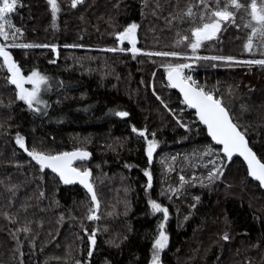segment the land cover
<instances>
[{
  "label": "trees",
  "instance_id": "trees-1",
  "mask_svg": "<svg viewBox=\"0 0 264 264\" xmlns=\"http://www.w3.org/2000/svg\"><path fill=\"white\" fill-rule=\"evenodd\" d=\"M57 3L55 19L47 0H19L9 14L22 33L15 43L49 45L8 51L23 74L39 71L51 88L44 93V109H29L17 99L0 58V264L153 263L161 218L152 214L151 201L166 204L172 215L160 264H264V190L240 157L229 161L220 152L198 120L182 128L167 112L175 108L179 115L182 107L161 66L184 59L145 54H188L191 49L182 38L194 25L184 13L189 6L197 17L204 12L199 0ZM248 20L241 9L235 24L223 23L203 43L210 47L204 53L264 58L259 38L251 52L244 48ZM132 23L138 25L141 51L136 55L116 39ZM119 47L125 51H108ZM211 63L198 59L194 77L223 99L264 161V65L213 61L219 67L211 68ZM189 110L181 116H191ZM117 111L129 115L119 117ZM133 128L147 129V140L156 142L152 162L146 157L147 140ZM17 135L30 150L46 154L88 151L90 157L74 166L90 170L98 207L78 184L65 185L49 169L41 170L16 143ZM215 156L221 159L222 175L203 183L202 173L214 167ZM178 174L191 182L176 192ZM90 215L97 218L90 220ZM91 233L95 245L88 240Z\"/></svg>",
  "mask_w": 264,
  "mask_h": 264
},
{
  "label": "snow or ice",
  "instance_id": "snow-or-ice-1",
  "mask_svg": "<svg viewBox=\"0 0 264 264\" xmlns=\"http://www.w3.org/2000/svg\"><path fill=\"white\" fill-rule=\"evenodd\" d=\"M82 0H72V7H76ZM47 3L51 6V12L53 19L56 17V13L59 11V5L57 0H47ZM215 7H211L209 0H199V5H202L204 12H201L197 17V13L193 11V7L189 6L184 13V16L193 23V27L190 29V35L183 36V40L187 42V46L195 54L198 49L203 46L205 41L213 39L216 34L221 30L223 23L236 22L237 13L244 9L249 17L247 23L244 24L245 28L250 30L247 37V43L244 45L245 50L251 52L253 49V41L259 38L261 46H264V0H249L248 3H243L242 0H212ZM19 6V0H0V38L8 41L11 37L12 43H0V57L3 58V67L7 69L10 74L7 79L12 85H15L17 91V99L23 101L29 109L39 112L41 111L40 105L47 106L46 101L42 98V92L46 91L50 87L49 78L43 75L41 72L33 70L30 74L25 75L21 72L20 66L13 59L9 48H32V47H49V45H33L28 43H15L18 34L21 33V29L15 27L9 19V14L13 13ZM183 19V17H180ZM199 19L200 23L196 24V19ZM138 25L135 23L129 24L123 29V31L116 34V39L119 43L127 41L131 44V48L128 49L136 55L140 53V49L136 47V31ZM9 29H13L11 32ZM55 51V46H51ZM108 51H125L124 48H111ZM149 56H161V57H179L181 53L175 51H158L145 53ZM185 59H211L226 62L235 63H247V64H259L264 65V59L251 60V61H235L232 56H212V57H184ZM53 63L55 61H52ZM167 71L168 84L172 88L179 89L183 94V103L188 107L196 110V115L199 121L207 126L208 135L212 138L217 145L222 146L221 150L227 159L230 161L234 156L243 157L247 163L248 175L259 182L261 186H264V161H262L257 153L249 146V141L246 138V130H242L240 125L234 122L232 115L228 108L224 105L223 99L217 97L213 91H206L204 87H201L192 80L190 76L184 75V69L191 67L190 64L178 63L168 64L165 66ZM25 85H31V87H25ZM159 98V97H158ZM115 115L119 117H127L129 115L126 111H117ZM179 122V121H178ZM183 126V125H181ZM133 132H137L139 136L145 137L147 129L138 130L132 129ZM155 135L154 133L152 134ZM16 143L20 148L24 149L28 156L32 158L39 165L41 170L50 169L53 173L57 174L60 180L64 184H71L76 181L83 184L87 190L92 193V200L96 201V194L93 190L91 183H89V177L91 175L90 170L75 167L76 161H83L90 157L88 151L82 149H75L71 152H59L56 154H46L43 151H37L35 148L29 149L26 147L24 137L17 135ZM156 148V142L154 140H147V155L149 161H151L153 151ZM205 154H211L209 150ZM145 175L149 178V187L151 186V174L145 172ZM222 175L219 168L215 172L210 173L209 179L213 176ZM184 178L181 177V180ZM152 208L155 212H162L164 219L168 217V209L161 207L160 204L155 201H151ZM94 215H90L88 219H96ZM161 231L159 236L155 239L153 248L156 250L153 255V264H159V252L163 250L168 241V236L163 231L164 225H160ZM28 229H25L27 231ZM228 239L227 234L223 237ZM88 240L91 245H95V233L88 235ZM92 252H88V256H91ZM76 264H80L79 261Z\"/></svg>",
  "mask_w": 264,
  "mask_h": 264
},
{
  "label": "rangeland",
  "instance_id": "rangeland-1",
  "mask_svg": "<svg viewBox=\"0 0 264 264\" xmlns=\"http://www.w3.org/2000/svg\"><path fill=\"white\" fill-rule=\"evenodd\" d=\"M50 6V5H49ZM50 8H51V6H50ZM3 39V38H2ZM136 41L138 42V37H137V31H136ZM6 44L8 43V41H6L5 42ZM123 43H127L128 45H129V47L131 48V44H129L127 41H125V42H123ZM121 45V44H120ZM136 45H137V43H136ZM119 48H121V47H119ZM204 51H210V47L209 46H207V45H204V46H202L199 50H197V52L195 53V54H193L192 53V51H190L188 54H184V55H181L180 57L181 58H183L184 59V61H182V63H186V64H190L191 65V67H189V68H186V69H184L183 71H184V74L185 73H188L189 71L190 72H194L195 71V68H196V61L198 60V59H195V58H193V59H185L184 57H195V56H199V57H212V56H217L216 54H213V55H211V54H205L204 53ZM261 59H264V58H261ZM211 60V59H210ZM258 60H260V59H258ZM213 61H214V63L215 64H218V63H235V62H226V61H218V60H211V65H210V67L211 68H213V67H219V66H213ZM235 61H241V62H244V61H251V60H244V59H235ZM238 64V63H237ZM243 64V63H242ZM257 65H259V64H257ZM166 65H164V66H161V68L163 67V68H166L165 67ZM167 72V71H166ZM193 78H194V81H196L197 83V85H199V86H201V87H204L205 88V90L206 91H213V90H209L208 88H206L204 85H200L199 84V81L194 77V75H193ZM25 87H31V85H25ZM51 88V86L48 88V89H50ZM47 89V90H48ZM46 90V91H47ZM18 91V90H17ZM46 91H44V92H42V98L44 99V93L46 92ZM217 97H220V96H217ZM162 104H163V102H162ZM164 105V104H163ZM179 106L180 107H182L181 108V110L180 111H178L179 112V115L181 116V113H185V112H188V111H190L189 109H188V107L182 102V100L180 99V102H179ZM40 107V109H44L45 108V105H40L39 106ZM164 107L166 108V106L164 105ZM167 112L168 113H170L171 115H172V117H173V119L179 124V125H183L182 126V128H186L187 126H188V124H191V123H196V121H197V119H194V118H192L191 116H194L195 115V113H193V114H191V116H189V117H180L177 113H175V108L174 109H172V108H168L167 109ZM181 112V113H180ZM184 118V119H183ZM179 121V122H178ZM183 121H186L187 122V124H183ZM157 148H155V150H156ZM220 152H221V149H220ZM223 154V153H222ZM224 155V154H223ZM225 156V155H224ZM226 157V156H225ZM212 165L214 164V167H208L209 169H206L207 171H203V173H202V177H201V179H200V181L201 182H203V183H207L208 182V180L207 179H209V175H210V173H213V172H215L216 171V169L217 168H219V166L221 165V159L220 158H218L217 156H215V157H213V161H211L210 162ZM197 173H195V175H196ZM191 176H193V174H191ZM181 177H183L184 179L183 180H181ZM210 180H213V177H212V179H210ZM152 181V180H151ZM207 181V182H206ZM191 181L187 178V177H184L183 175H180V174H178V183H177V185L174 187V189L176 190V192H178L179 190H180V188H182L183 187V185H185V184H187V183H190ZM172 192H174V190H172ZM170 197V196H169ZM169 199V198H168ZM158 204H160L161 205V207H163V208H167L168 209V217H167V219L165 220L164 219V214L162 213V212H155L154 210H153V208L151 209V212H152V214L154 215V214H157V215H159L160 216V218H161V220H160V224H159V226H158V235H159V232L161 231V228H160V225L161 224H163L164 225V228H163V231L166 233V235L168 236L169 234H168V231H167V229H166V227H167V224H168V222L171 220V217H172V215H171V212L169 211V208H168V206L166 205V204H164V203H162V202H158ZM225 236V235H224ZM167 248L165 247L163 250H161L160 252H159V255H162V253L164 252V250H166ZM80 264H84V263H81L80 262Z\"/></svg>",
  "mask_w": 264,
  "mask_h": 264
},
{
  "label": "water",
  "instance_id": "water-1",
  "mask_svg": "<svg viewBox=\"0 0 264 264\" xmlns=\"http://www.w3.org/2000/svg\"><path fill=\"white\" fill-rule=\"evenodd\" d=\"M1 58V60L3 61V58L2 57H0ZM10 75V74H9ZM165 80H166V82H167V84H168V80H167V72L165 73ZM169 85V84H168ZM15 86V85H14ZM172 88V87H171ZM177 93H178V95H179V97H180V99L182 100V102H183V94L179 91V89H176V88H173ZM186 105V104H185ZM187 106V105H186ZM188 107V106H187ZM190 108V107H189ZM190 109H192L193 111H194V113H195V116L197 117V115H196V110L195 109H193V108H190ZM197 119H198V117H197ZM198 121H199V119H198ZM200 122V121H199ZM200 124L205 128V131H206V134H207V136H208V138L214 143V144H216L215 143V141H213L212 140V138L208 135V131H207V126L206 125H204V124H202L201 122H200ZM217 145V144H216ZM219 147H220V149L222 148V146H220V145H218ZM71 151H74V150H71ZM71 151H65V152H71ZM221 152H222V150H221ZM223 153V152H222ZM224 154V153H223ZM146 157H147V159H148V162H152L153 161V155H152V158H151V161H149V157H148V155H147V149H146ZM234 157H240V156H234ZM233 157V158H234ZM227 158V157H226ZM232 158V159H233ZM242 160H243V162H244V164H245V166H246V169H247V163L244 161V159H243V157H240ZM84 161V160H83ZM77 162H82V161H76L75 163H77ZM75 165V164H74ZM50 170V169H49ZM51 171V170H50ZM52 172V171H51ZM247 172H248V169H247ZM55 174V173H54ZM55 175H57V174H55ZM58 176V175H57ZM58 178H59V176H58ZM252 178V177H251ZM60 179V178H59ZM254 181H256L254 178H252ZM61 181V180H60ZM62 182V181H61ZM256 182H258V181H256ZM63 183V182H62ZM89 183H91V181H90V177H89ZM259 183V182H258ZM64 184V183H63ZM73 184H78L80 187H82L85 191H87L89 194H90V196H91V199H92V193H90L88 190H87V188H85L84 187V185L83 184H81V183H79V181H76V182H74V183H71V184H65V185H73ZM92 185V184H91ZM261 186V185H260ZM261 188L264 190V186H261ZM93 201V200H92ZM93 205H94V208L96 209L97 207H98V202H97V199H96V201H93ZM150 264H153V263H150ZM160 264V263H159Z\"/></svg>",
  "mask_w": 264,
  "mask_h": 264
},
{
  "label": "built area",
  "instance_id": "built-area-1",
  "mask_svg": "<svg viewBox=\"0 0 264 264\" xmlns=\"http://www.w3.org/2000/svg\"><path fill=\"white\" fill-rule=\"evenodd\" d=\"M185 76H190L191 78H192V80L194 81V78H193V72H188V73H185L184 74ZM196 82V81H195ZM197 83V82H196ZM188 109H190L189 107H188Z\"/></svg>",
  "mask_w": 264,
  "mask_h": 264
}]
</instances>
